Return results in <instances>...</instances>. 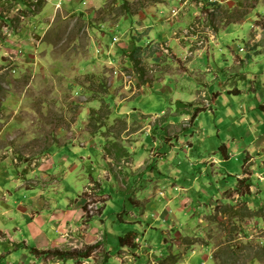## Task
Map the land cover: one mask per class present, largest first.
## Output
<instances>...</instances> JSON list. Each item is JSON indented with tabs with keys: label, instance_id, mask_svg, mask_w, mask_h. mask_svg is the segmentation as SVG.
<instances>
[{
	"label": "rangeland",
	"instance_id": "1",
	"mask_svg": "<svg viewBox=\"0 0 264 264\" xmlns=\"http://www.w3.org/2000/svg\"><path fill=\"white\" fill-rule=\"evenodd\" d=\"M120 1L0 0V258L264 264V0Z\"/></svg>",
	"mask_w": 264,
	"mask_h": 264
},
{
	"label": "trees",
	"instance_id": "2",
	"mask_svg": "<svg viewBox=\"0 0 264 264\" xmlns=\"http://www.w3.org/2000/svg\"><path fill=\"white\" fill-rule=\"evenodd\" d=\"M156 1H160V0H156ZM107 9V8H105ZM123 14H127L128 17L131 18V16L133 15V12L131 11V7L129 5V1L128 0H121L119 5L117 6V15L118 16H122ZM142 51H143V47L141 45H136L135 48L133 49V51H131L129 53V57L132 61V63H134V66H135V70L139 73V78L140 80H142L143 82V75H144V71H143V67L141 65V56H142ZM146 83V81H145ZM179 106H185L187 107L189 104L187 103H184L182 102L181 100H178L177 103ZM261 108L264 109V105H260ZM202 110H205L204 107L202 106H195L194 107V110L189 113L191 114L193 117H197L198 113ZM93 134H97V130H94V132H92ZM107 150L109 151V153L111 152L110 148L107 146L106 147ZM119 151L121 152L120 154H122V151L123 149L122 148H119ZM119 154V155H120ZM249 180H252V179H246L245 181L247 182V185H252L253 182L249 181ZM239 181H242V179H239ZM134 233V231H130L128 234H132ZM129 235H126V236H120V244L121 245H125L126 242H127V236ZM106 243V242H105ZM102 243H97V244H93V245H88L86 247L87 251L86 252H80V251H63V250H60V249H56V250H50V249H40L36 246H26V247H23L25 248L26 250L28 249L30 251V253L32 254V256L38 258V259H44V260H47V259H51V258H54V259H58L60 261H67V260H83L81 258H86V257H90L92 255V253L101 245ZM106 249L107 251L106 252H109L111 253L112 252V249L107 247L106 246ZM264 253V246L261 248V250L259 251V253ZM110 255V254H109ZM0 262L1 264H5L4 263V260L2 259V257L0 258Z\"/></svg>",
	"mask_w": 264,
	"mask_h": 264
},
{
	"label": "crops",
	"instance_id": "3",
	"mask_svg": "<svg viewBox=\"0 0 264 264\" xmlns=\"http://www.w3.org/2000/svg\"><path fill=\"white\" fill-rule=\"evenodd\" d=\"M122 110H125V108L123 107V109ZM164 134V133H163ZM256 142V141H255ZM154 140H153V138L151 137V135L150 136H148L147 138H146V143L145 144H147L148 146H152V145H154ZM63 147L61 148V149H59V151L57 152V154H58V159L59 158H61L62 160H63V162H64V160H65V162H68L69 160L71 161V157L72 156H63V150L65 151V150H71V154L73 155V157H74V160L75 161H73L71 164H75L74 165V168H75V166L76 165H78V163H79V159H78V157H77V154H76V151H75V147L73 146V145H70V144H68V142H65L63 145H62ZM257 146V145H256ZM72 147H74V148H72ZM84 149L82 150V152H84V153H87V156H89V155H91L90 153H89V151L91 152V151H93V147H91V146H89L88 148L87 147H83ZM257 148V147H256ZM167 148L165 147V151L167 152ZM141 155V154H140ZM225 155L227 156L226 158L227 159H229L230 158V154L228 153V152H225ZM80 157V156H79ZM76 158H77V160H76ZM70 164V165H71ZM225 164V163H224ZM79 166V165H78ZM221 174H223V178L225 179V181L226 182H229V183H231L230 181H229V179L227 178V176H231V174L229 173V172H225V171H223ZM220 177V176H219ZM220 179V178H219ZM223 203H225V202H223ZM222 203V204H223ZM66 216H69V215H66ZM45 227V226H44ZM43 227V228H44ZM38 228H40V227H38ZM43 232V235L44 236H47V232H46V230L44 229V231H41V233ZM45 233V234H44ZM36 240H37V238H36ZM29 244V243H28ZM46 244H39L38 243V248L39 247H42V248H44L43 246H45ZM41 249V248H40ZM23 250V249H22ZM26 250V249H25ZM27 251V250H26ZM18 252V251H17ZM11 255V252H8L7 253V256L9 257ZM33 258H35L36 259V257H34V256H32ZM4 259V263L5 264H7V258H3ZM10 259H11V257H10ZM37 260H38V258H37ZM0 264H1V262H0Z\"/></svg>",
	"mask_w": 264,
	"mask_h": 264
}]
</instances>
